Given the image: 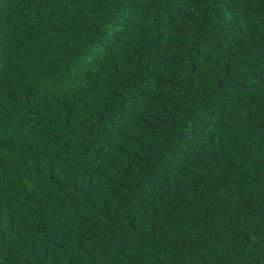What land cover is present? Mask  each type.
<instances>
[{"label":"trees","instance_id":"1","mask_svg":"<svg viewBox=\"0 0 264 264\" xmlns=\"http://www.w3.org/2000/svg\"><path fill=\"white\" fill-rule=\"evenodd\" d=\"M0 264H264V0H0Z\"/></svg>","mask_w":264,"mask_h":264}]
</instances>
